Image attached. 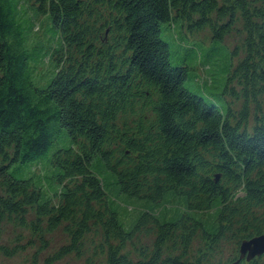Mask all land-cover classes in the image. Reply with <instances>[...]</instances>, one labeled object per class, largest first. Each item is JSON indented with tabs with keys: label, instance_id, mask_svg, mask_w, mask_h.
Returning a JSON list of instances; mask_svg holds the SVG:
<instances>
[{
	"label": "trees",
	"instance_id": "1",
	"mask_svg": "<svg viewBox=\"0 0 264 264\" xmlns=\"http://www.w3.org/2000/svg\"><path fill=\"white\" fill-rule=\"evenodd\" d=\"M41 15L59 38L42 57ZM175 22L210 29L214 43L240 23L241 57L235 47L240 58L221 94L233 100L218 106L186 87L188 68L172 65L161 36ZM47 58L53 78L41 85ZM98 161L142 207L136 221L125 219L129 229ZM45 162L60 187L46 181ZM39 164L46 175L34 171ZM5 223L30 232L32 264L62 228L68 239L44 264L71 255L84 264H235L241 243L264 234V0H0ZM229 243L235 253L223 261ZM238 264H264V255Z\"/></svg>",
	"mask_w": 264,
	"mask_h": 264
},
{
	"label": "rangeland",
	"instance_id": "2",
	"mask_svg": "<svg viewBox=\"0 0 264 264\" xmlns=\"http://www.w3.org/2000/svg\"><path fill=\"white\" fill-rule=\"evenodd\" d=\"M29 5V4H28ZM26 5L27 7H29ZM29 14L33 15V12L29 10ZM46 16H40L38 26L35 27V32L41 33V39L43 42L38 46L37 52H40V57L45 56L52 52L59 46V38L56 36V31L52 23H48ZM193 29H189L187 26L181 27L179 23L164 24L162 26V39L167 42L170 46V61L173 66H185L188 68V76L186 80V87L193 93L204 97L208 102H214L218 106L225 105V102H229L233 97L229 94L222 96L221 94L225 91L228 74L231 69L232 61L236 64L237 59L241 57V46L244 41V34L240 23L236 24L232 34L226 38L225 42L214 43L210 29L206 28L199 32H193ZM60 35V34H59ZM239 48L240 57L233 60L232 53L236 48ZM209 61V62H208ZM43 62V60L41 61ZM209 63L208 66H205ZM53 64L47 58L45 62L37 67L38 74L36 77L37 82L42 77L45 80L41 85H47L49 80L53 78L52 72L50 73ZM211 74L212 76H210ZM41 76V77H40ZM40 77V78H39ZM40 83V82H39ZM236 90H239L238 86L233 83L231 85ZM229 89H231L229 87ZM217 98V99H216ZM242 105V101L235 100L232 103L233 109H239ZM70 145V142L68 143ZM46 165L52 168L51 163L45 162ZM44 164H39L34 167V171L38 174L45 173L47 167ZM100 176L104 179L107 192L111 196L112 200L118 206L119 214L122 222L125 224L127 229L130 226L126 223V218L131 215L136 221L140 215L142 207L140 204L132 199H128L119 193V187L116 184L114 175H111L107 166L100 161L96 162L94 170L99 172ZM32 171L33 169L29 167ZM27 173V169L24 174ZM18 178H26L25 175L19 172L14 173ZM33 175V174H31ZM46 175V173H45ZM56 171L54 168L45 176L46 181L50 186L56 185L60 187L59 181L55 177ZM133 220V221H134ZM21 239V242L18 240ZM52 243L51 249L42 252L41 260L39 264H44L42 258L46 257L50 252L54 251L59 245H62L67 241V235L64 229H60L51 236L48 237ZM144 242L150 243L153 240L151 237H142ZM31 234L28 230L20 227L18 224L5 223L0 227V246L14 248L23 247L17 255L6 256L0 254V264H32L34 253L37 252L34 246L30 245ZM245 241V240H244ZM19 242V246L16 244ZM235 244H226L223 254L224 259L227 260L229 257H233L235 253ZM54 249V250H53ZM88 249V250H87ZM84 253H93L91 249L87 247ZM240 251V249H239ZM250 262V261H249ZM85 259L71 255L58 262L57 264H84ZM100 263V262H99ZM34 264V263H33Z\"/></svg>",
	"mask_w": 264,
	"mask_h": 264
},
{
	"label": "water",
	"instance_id": "3",
	"mask_svg": "<svg viewBox=\"0 0 264 264\" xmlns=\"http://www.w3.org/2000/svg\"><path fill=\"white\" fill-rule=\"evenodd\" d=\"M219 176L217 175V180ZM264 255V234L252 239L245 240L240 245V256L235 264L240 263L243 259L252 261L257 257Z\"/></svg>",
	"mask_w": 264,
	"mask_h": 264
}]
</instances>
